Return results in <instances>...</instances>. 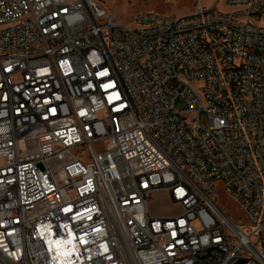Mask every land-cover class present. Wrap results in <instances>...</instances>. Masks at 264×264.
I'll return each instance as SVG.
<instances>
[{"label": "built area", "instance_id": "2783aa9c", "mask_svg": "<svg viewBox=\"0 0 264 264\" xmlns=\"http://www.w3.org/2000/svg\"><path fill=\"white\" fill-rule=\"evenodd\" d=\"M0 264H264V0H0Z\"/></svg>", "mask_w": 264, "mask_h": 264}, {"label": "rangeland", "instance_id": "374dc122", "mask_svg": "<svg viewBox=\"0 0 264 264\" xmlns=\"http://www.w3.org/2000/svg\"><path fill=\"white\" fill-rule=\"evenodd\" d=\"M101 2L107 5L123 23L133 27L134 17L138 12L153 11L166 16L182 17L194 13L196 3L202 7L209 8L213 0H177L169 3L159 0L146 3L128 2L126 0H101ZM221 8L226 11L230 10L223 5ZM202 121L204 125H208V120L205 116H203ZM218 190L220 195L219 203L224 209L234 215L237 212L235 205L226 198L220 186ZM151 207L162 214V216H171L176 212V205L171 201L168 192L153 193L148 202L149 211Z\"/></svg>", "mask_w": 264, "mask_h": 264}, {"label": "crops", "instance_id": "0c3cea01", "mask_svg": "<svg viewBox=\"0 0 264 264\" xmlns=\"http://www.w3.org/2000/svg\"><path fill=\"white\" fill-rule=\"evenodd\" d=\"M181 211V208L179 205H176V213H179ZM149 213L152 215V216H162V214H160L159 212L155 211L154 208L151 207Z\"/></svg>", "mask_w": 264, "mask_h": 264}]
</instances>
